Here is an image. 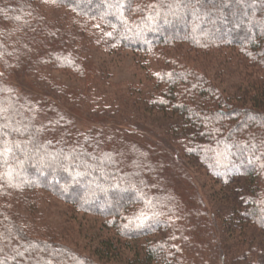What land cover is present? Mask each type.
Returning a JSON list of instances; mask_svg holds the SVG:
<instances>
[{
	"label": "trees",
	"instance_id": "1",
	"mask_svg": "<svg viewBox=\"0 0 264 264\" xmlns=\"http://www.w3.org/2000/svg\"><path fill=\"white\" fill-rule=\"evenodd\" d=\"M88 1L0 0V264H124L121 240L134 264H260L224 235L240 216L264 234V0ZM93 45L147 61L149 86L114 85ZM193 162L242 178L245 209L201 193ZM48 197L118 239L70 248Z\"/></svg>",
	"mask_w": 264,
	"mask_h": 264
},
{
	"label": "rangeland",
	"instance_id": "2",
	"mask_svg": "<svg viewBox=\"0 0 264 264\" xmlns=\"http://www.w3.org/2000/svg\"><path fill=\"white\" fill-rule=\"evenodd\" d=\"M94 1L95 0H90L88 3H94ZM226 2L228 1L225 0V3ZM59 12L66 15V13L63 11ZM55 13L58 15L60 14L57 13V11ZM159 14L165 17L169 16L168 14ZM245 22H247L246 16L244 17L241 15L238 21L239 25L241 26V24ZM91 48L92 50L90 51H94L93 54L95 55L96 63L100 67H106V69L109 70V72L106 71V74L111 77L110 81H113L112 83L117 87L125 86L127 81L132 82L133 84L130 85L135 87H138V84H141L142 89L147 85L149 86L150 77L146 71L147 61L139 60L138 57H133L132 54H115L111 55L112 57H110L100 51H95L94 49L97 47L94 45ZM223 73L224 79L220 80L219 77V80H217L216 83L222 87V90L227 95L235 94V91L240 88L239 78L237 77L239 72L235 70L227 71L225 69L223 70ZM193 167L195 173H198L201 193L204 190L206 192L208 191V193L211 194V197L214 198V200L221 206H229L236 212L245 209L244 201L242 199V186L244 185V180L242 178L235 177L233 184L230 187H223L222 185L215 183L212 178L206 177V174L200 170L196 162H193ZM52 199L53 198L48 197V200L45 201H52V215H54L53 219H58L57 224L61 225V221L63 224H66V230L69 232L71 237V240L68 243L70 248L75 249L79 253L89 254L93 253L95 249L98 248L102 239H110L113 237L118 239L113 232H108L106 229H101V227L97 224L98 222L92 217L84 216L83 214L76 211L73 207H68L61 202L57 203L58 201L55 202L56 200ZM209 208L212 210L211 206ZM43 218L45 220L48 219L46 217ZM238 220L239 221L236 225L233 224V226H229L230 228L224 235L225 245L230 247L232 250H228L227 255L231 256L230 254L232 252H236L235 254L239 253L241 256L252 249H256L257 252H255V254H259L258 262L260 264H264V240H261L264 239V234L254 238L251 234L252 232L250 231L248 222L241 216L238 218ZM48 222L52 221L49 219ZM118 243L119 247H116L115 252L112 254L113 257L110 259L112 261L116 260L117 262H123L124 264H134L136 261L134 251L143 245L142 242H139V244L135 245L133 244L134 246L132 244L128 245V243H125L124 240L116 242V245ZM104 252L106 251L104 250ZM104 256L106 257V254ZM241 258H243V256H241Z\"/></svg>",
	"mask_w": 264,
	"mask_h": 264
}]
</instances>
